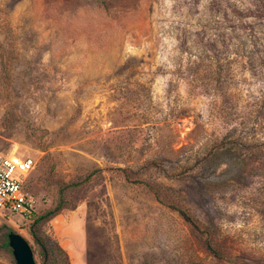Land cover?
Here are the masks:
<instances>
[{
  "label": "rangeland",
  "instance_id": "rangeland-1",
  "mask_svg": "<svg viewBox=\"0 0 264 264\" xmlns=\"http://www.w3.org/2000/svg\"><path fill=\"white\" fill-rule=\"evenodd\" d=\"M0 154V264H264V0H0Z\"/></svg>",
  "mask_w": 264,
  "mask_h": 264
},
{
  "label": "built area",
  "instance_id": "built-area-1",
  "mask_svg": "<svg viewBox=\"0 0 264 264\" xmlns=\"http://www.w3.org/2000/svg\"><path fill=\"white\" fill-rule=\"evenodd\" d=\"M35 167L31 158L0 154V210H7L29 219L32 199L26 190L29 174Z\"/></svg>",
  "mask_w": 264,
  "mask_h": 264
},
{
  "label": "water",
  "instance_id": "water-1",
  "mask_svg": "<svg viewBox=\"0 0 264 264\" xmlns=\"http://www.w3.org/2000/svg\"><path fill=\"white\" fill-rule=\"evenodd\" d=\"M7 239L16 264H36L33 250L23 236L16 232H9Z\"/></svg>",
  "mask_w": 264,
  "mask_h": 264
},
{
  "label": "trees",
  "instance_id": "trees-1",
  "mask_svg": "<svg viewBox=\"0 0 264 264\" xmlns=\"http://www.w3.org/2000/svg\"><path fill=\"white\" fill-rule=\"evenodd\" d=\"M179 212H180V214L187 220V221H189V222H192V219H191V217H190V215L189 214H187L185 211H183L182 209H179ZM48 214H54V211H50ZM9 232H14L13 230H9L8 231V233ZM7 233V234H8ZM208 247H209V249H211V250H213L212 249V246L210 245V243H208Z\"/></svg>",
  "mask_w": 264,
  "mask_h": 264
}]
</instances>
